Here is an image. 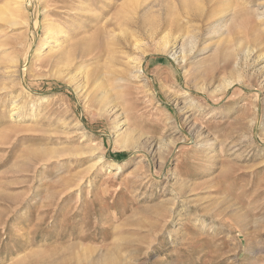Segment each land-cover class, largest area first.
Masks as SVG:
<instances>
[{"label": "rangeland", "instance_id": "obj_1", "mask_svg": "<svg viewBox=\"0 0 264 264\" xmlns=\"http://www.w3.org/2000/svg\"><path fill=\"white\" fill-rule=\"evenodd\" d=\"M26 3L0 0V264H264V0Z\"/></svg>", "mask_w": 264, "mask_h": 264}, {"label": "bare ground", "instance_id": "obj_2", "mask_svg": "<svg viewBox=\"0 0 264 264\" xmlns=\"http://www.w3.org/2000/svg\"><path fill=\"white\" fill-rule=\"evenodd\" d=\"M28 0H14V4H16V5H18L19 6V8H22V9H27L26 7H27V2ZM34 1V0H33ZM12 3H13V1H12ZM14 8V7H13ZM28 10V9H27ZM44 10H46V8L44 9ZM43 10V11H44ZM15 11H16V9H15ZM6 12H8V10L6 11ZM14 13V12H13ZM36 13V12H35ZM7 14V13H6ZM29 14V13H28ZM8 15V14H7ZM10 15V14H9ZM12 15V14H11ZM33 15V14H32ZM36 15V14H35ZM2 17V16H1ZM13 22V21H12ZM51 27V26H50ZM50 29V28H49ZM46 31H48V30H46ZM51 31V30H50ZM49 31V32H50ZM54 42H56V41H54ZM60 45V44H59ZM59 45L57 46V48H59ZM175 48V46H173L170 50L168 49V51H169V53H172L171 55L174 57V58H176V56L174 55V53H176V49H174ZM183 49V48H182ZM58 50V49H57ZM167 51V52H168ZM184 51V50H183ZM183 51H181V52H183ZM185 52V51H184ZM184 54V53H183ZM251 54H252V51H251V49L249 48V47H243V48H240V50H239V52H236V53H233V60H232V67H234V69L236 70V69H238L239 67H242V66H250V61L252 60V61H254V57L252 58V56H251ZM182 57V59H183V56H181ZM255 57H257V56H255ZM62 56L61 57H58L57 59H56V61L58 60V61H60L61 62V60H62ZM69 58V57H68ZM260 59L262 58L263 59V57L261 56V57H259ZM133 59V63H135L136 64V58H132ZM178 60V59H177ZM258 60V59H257ZM67 61H68V59H67ZM261 66V65H260ZM261 68H264V64H262V66H261ZM110 70V69H109ZM238 71H239V69H238ZM238 71H237V73H238ZM240 72V71H239ZM240 74V73H239ZM233 77H235V75L234 76H232V79H229V81H227L226 82V85H231V84H233V83H237V82H239V78H241L239 75H237V77H235V78H233ZM86 82V81H85ZM84 82V83H85ZM240 82H242V80H240ZM110 84V83H109ZM112 84V83H111ZM108 86V85H107ZM112 86V85H111ZM106 87V86H105ZM113 87V86H112ZM111 87V88H112ZM111 88H108V87H106V89H102V90H100V91H98V97L96 98V100L97 101H99L98 102V104H99V107H98V109L101 111V112H106L107 114H108V118L110 119V117L111 116H113V118L110 120V122L111 123H115V129L116 130H118L119 128H120V123H121V114H122V112L120 111V112H118V108H117V105L114 103V96H116V97H118L117 95L119 94L120 95V93L118 92L117 93V95H115L116 94V92H115V94H111L112 92L111 91H113V89H111ZM111 92V93H110ZM114 103V104H113ZM18 109V108H17ZM16 112V111H15ZM80 125V124H79ZM81 133H84V132H82L81 131ZM101 162V157H99L97 160H96V162L95 163H100ZM108 164V168H110V169H114V168H118L119 167V165L116 163V162H108L107 163Z\"/></svg>", "mask_w": 264, "mask_h": 264}]
</instances>
